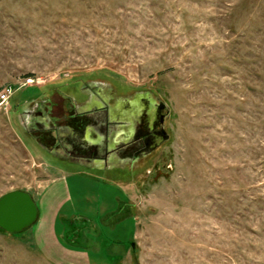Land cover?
Listing matches in <instances>:
<instances>
[{
    "label": "rangeland",
    "instance_id": "374dc122",
    "mask_svg": "<svg viewBox=\"0 0 264 264\" xmlns=\"http://www.w3.org/2000/svg\"><path fill=\"white\" fill-rule=\"evenodd\" d=\"M91 80L151 94L168 140L104 170L50 154L25 112ZM7 86L0 199L39 220L0 229V264H264V0H0Z\"/></svg>",
    "mask_w": 264,
    "mask_h": 264
},
{
    "label": "flooded vegetation",
    "instance_id": "af4514ba",
    "mask_svg": "<svg viewBox=\"0 0 264 264\" xmlns=\"http://www.w3.org/2000/svg\"><path fill=\"white\" fill-rule=\"evenodd\" d=\"M81 92L86 98L80 103L65 98V111L58 116H51L52 107L45 110L39 104L25 112L29 134L57 158L90 169H109L114 159L136 161L151 154L166 138L164 106L147 91L91 80L82 84ZM128 127L131 135L117 141Z\"/></svg>",
    "mask_w": 264,
    "mask_h": 264
},
{
    "label": "water",
    "instance_id": "95a60500",
    "mask_svg": "<svg viewBox=\"0 0 264 264\" xmlns=\"http://www.w3.org/2000/svg\"><path fill=\"white\" fill-rule=\"evenodd\" d=\"M168 138L166 134L164 141ZM38 220V206L31 193L16 190L0 199V229L5 233L10 235L25 233L31 230Z\"/></svg>",
    "mask_w": 264,
    "mask_h": 264
},
{
    "label": "built area",
    "instance_id": "2783aa9c",
    "mask_svg": "<svg viewBox=\"0 0 264 264\" xmlns=\"http://www.w3.org/2000/svg\"><path fill=\"white\" fill-rule=\"evenodd\" d=\"M34 79L30 78L26 81V83L23 86H28L34 84ZM15 92V88L13 86H7L5 87L1 94H0V105L5 106L8 104L10 98L13 96Z\"/></svg>",
    "mask_w": 264,
    "mask_h": 264
},
{
    "label": "crops",
    "instance_id": "0c3cea01",
    "mask_svg": "<svg viewBox=\"0 0 264 264\" xmlns=\"http://www.w3.org/2000/svg\"><path fill=\"white\" fill-rule=\"evenodd\" d=\"M104 170V169H103Z\"/></svg>",
    "mask_w": 264,
    "mask_h": 264
}]
</instances>
